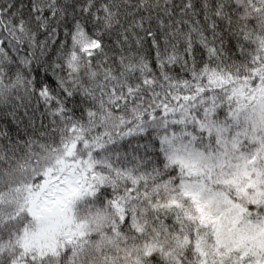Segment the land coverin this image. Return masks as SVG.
<instances>
[{
  "label": "snow or ice",
  "instance_id": "6c2138e0",
  "mask_svg": "<svg viewBox=\"0 0 264 264\" xmlns=\"http://www.w3.org/2000/svg\"><path fill=\"white\" fill-rule=\"evenodd\" d=\"M0 264H264V0H0Z\"/></svg>",
  "mask_w": 264,
  "mask_h": 264
}]
</instances>
